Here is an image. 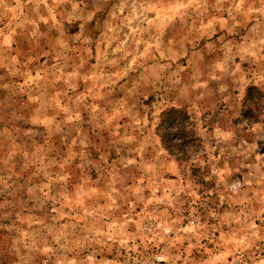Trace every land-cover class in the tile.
<instances>
[{"label":"rangeland","instance_id":"obj_1","mask_svg":"<svg viewBox=\"0 0 264 264\" xmlns=\"http://www.w3.org/2000/svg\"><path fill=\"white\" fill-rule=\"evenodd\" d=\"M0 264H264V0H0Z\"/></svg>","mask_w":264,"mask_h":264},{"label":"trees","instance_id":"obj_2","mask_svg":"<svg viewBox=\"0 0 264 264\" xmlns=\"http://www.w3.org/2000/svg\"><path fill=\"white\" fill-rule=\"evenodd\" d=\"M256 109L255 106L250 105L249 111ZM157 133L165 149L170 153L174 147L188 145L195 138L190 116L183 108H170L163 111L157 126ZM174 138L179 142L175 143Z\"/></svg>","mask_w":264,"mask_h":264}]
</instances>
